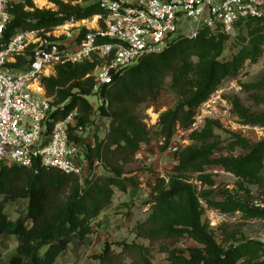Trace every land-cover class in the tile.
I'll list each match as a JSON object with an SVG mask.
<instances>
[{
	"label": "trees",
	"instance_id": "trees-1",
	"mask_svg": "<svg viewBox=\"0 0 264 264\" xmlns=\"http://www.w3.org/2000/svg\"><path fill=\"white\" fill-rule=\"evenodd\" d=\"M65 1L68 5L56 1L63 13L35 9L31 0L15 6L5 38L19 31H50L72 19L87 20L102 12L96 0ZM79 1L92 3L85 8L73 5ZM26 8L34 10L26 11ZM245 25L248 38L240 37L242 46L232 59L224 57L228 36L214 35L205 29L197 38L179 37L163 51L145 56L112 85L103 88L100 97L104 103L98 112L107 119L108 126L105 136L97 137L94 147L87 148L90 161H101V170L92 180L81 185L78 177L55 169L35 170L0 162V241L16 237L19 242L8 264H56L74 241L85 242L95 234L94 224L113 204L115 194L135 193L139 189L138 175L143 169L138 166L137 155L142 146L163 140L162 149L167 150L178 128L191 129L197 109L225 81L236 78L247 61L259 59L264 46V17L242 20L236 31L240 32ZM26 63L21 58L18 67L24 68ZM93 68L89 64L59 66L56 77L43 80L47 94L56 99L54 104L63 105L55 111V119L65 120L74 111L78 112L76 127L71 128L73 142L81 140L76 129L88 130L92 125L95 111L87 98L92 95L94 82L84 78ZM168 78H172L171 88L180 100L150 128L138 115V108L156 102ZM245 122L264 126V116L253 115ZM214 125L207 121L201 132L190 136L194 144L175 154L176 176L168 181L157 178L151 213L136 226V237L150 244L181 238L195 242V247L184 250L164 249L169 254V264H264V243L248 241L222 247L203 224L204 209L196 188L189 183L190 175L197 174L203 185L212 186L214 180L207 174L210 167H223L247 182H261L264 172V140L251 144L237 137L231 146L241 147L247 151L245 155L216 157L221 143L214 134ZM263 193L264 189L259 194ZM202 196L209 207L222 213L243 211L247 217L264 219V211L251 208L252 195L247 204L231 195L221 202L212 200L211 193ZM18 200L28 201L27 213L11 221L5 207ZM120 246L122 252L118 255L112 245L106 244L102 253L94 256L97 264H124L121 260L124 257L132 260L130 264H153L139 245L121 243ZM2 259L0 248V264H4Z\"/></svg>",
	"mask_w": 264,
	"mask_h": 264
},
{
	"label": "built area",
	"instance_id": "built-area-1",
	"mask_svg": "<svg viewBox=\"0 0 264 264\" xmlns=\"http://www.w3.org/2000/svg\"><path fill=\"white\" fill-rule=\"evenodd\" d=\"M26 0H0V162L28 169H55L79 178L83 185L101 170V161H90L87 130L76 129L81 138L71 141L78 112L57 120V110L47 96L43 80L57 76V68L99 62L94 93L112 85L145 56L159 53L179 37L197 38L205 29L228 37L236 35L242 20L264 17V0H96L100 15L96 27L90 21H68L50 31H19L6 39L15 6ZM36 4L35 0H31ZM27 63L18 67L19 59ZM38 84L45 93L37 92ZM195 119L192 129H197ZM185 147L175 136L168 152ZM158 177L153 175L151 192ZM251 208L264 211V193L253 195Z\"/></svg>",
	"mask_w": 264,
	"mask_h": 264
},
{
	"label": "rangeland",
	"instance_id": "rangeland-1",
	"mask_svg": "<svg viewBox=\"0 0 264 264\" xmlns=\"http://www.w3.org/2000/svg\"><path fill=\"white\" fill-rule=\"evenodd\" d=\"M56 1L58 0H46L48 5L42 8L33 4L35 9L41 11L60 12L62 11L61 7ZM62 1L65 5H68L67 1ZM91 3L92 1H79L74 2L73 5L85 8ZM25 10L33 11L34 9L26 8ZM94 17L87 19L90 21L89 26L96 21ZM87 20L75 21L81 23ZM63 27L65 29L60 30V33L69 29L70 25L65 23ZM240 37L248 38L246 25L236 35L228 37L224 57L232 59L238 53L242 46ZM262 49L263 52L256 62L247 61L236 78L225 81L211 99L197 109L195 117L199 122L197 129L184 130L178 128L175 134L178 142H184L185 147L193 145L190 136L195 132H201L207 121L215 123L213 126L214 134L221 143L220 149L215 154L216 157L222 155L237 158L245 155L247 151L241 147L232 148L231 146L237 137L251 144L264 140V126L245 122V119L253 117V115L264 116V46ZM82 64L94 65L93 70L84 78V80L92 79L94 82L93 74L100 65L99 62ZM171 84L172 78H168L157 101H151L138 108V115L150 128H154L161 114L174 109L180 100L179 94L171 88ZM71 85L72 83L65 88H69ZM48 97L52 99L53 105H55V97L49 95ZM87 99L95 112L92 116V125L85 133V139L92 142L97 137L101 138L105 135L108 121L99 115L98 109L104 103V100L100 95L94 93V86L92 95ZM54 107L59 109L63 105L59 104ZM163 147V140H154L147 146H142L141 151L138 153V155L143 154L140 161L138 160V166L143 169L138 175L139 189L135 193L128 194L117 192L119 198H114L113 204L95 222V234L85 242L74 241L68 252L60 258L57 264H97L98 261L94 256L102 253L106 244L112 245V250L119 255L122 252L121 243L139 245L145 250V255L153 264H169V254L164 252V249L184 250L196 246L195 242L188 238L150 244L148 241L136 237V226L145 222L151 213L154 190L151 192L152 180L149 178L153 175L155 178H166L168 181L169 177L177 175L175 171L178 164L176 155L168 152V150H163ZM207 174L212 176L214 185H203L198 180L199 175L197 174L190 175L189 183L196 188L204 209L203 224L208 227L218 244L222 247H228L248 241L264 243V219L247 217L243 211L222 213L209 207L202 196L204 193H211L212 200L221 202L226 199L227 195H231L247 204L250 195H258L264 189V172L260 177L261 182H247L227 172L223 167H210ZM27 205V200L12 202L6 205L5 213L11 221H16L26 215ZM111 218L115 219L114 223H111ZM18 245L19 242L16 237L1 239L0 248L4 264H8L16 254ZM121 260L124 264L132 263L129 257H124Z\"/></svg>",
	"mask_w": 264,
	"mask_h": 264
},
{
	"label": "bare ground",
	"instance_id": "bare-ground-1",
	"mask_svg": "<svg viewBox=\"0 0 264 264\" xmlns=\"http://www.w3.org/2000/svg\"><path fill=\"white\" fill-rule=\"evenodd\" d=\"M36 3H37V5L39 6V7H45V6H47L48 5V3L46 2V0H36ZM96 20V19H95ZM96 21H94V23H92L90 26H91V28H94V27H96ZM64 29V28H63ZM34 89L37 91V92H39V93H42V94H44L45 93V90L41 87V86H39L38 84H36L35 85V87H34Z\"/></svg>",
	"mask_w": 264,
	"mask_h": 264
},
{
	"label": "crops",
	"instance_id": "crops-1",
	"mask_svg": "<svg viewBox=\"0 0 264 264\" xmlns=\"http://www.w3.org/2000/svg\"><path fill=\"white\" fill-rule=\"evenodd\" d=\"M35 2H36V0H35ZM36 5H37V3H36ZM88 25H89V24H88ZM89 27H90V26H89ZM64 29H65V28H64ZM104 136H105V135H104ZM104 136H103V137H104ZM92 141H95V140H92ZM144 146H147V145H144ZM143 148H144V147H143ZM142 156H143L142 153L139 154V155H137V160L140 161V158H142ZM116 197L119 198V194L116 193L115 196H114V198H116ZM111 219H112L111 223H114V222H115V219H114V218H111ZM116 220H118V219H116ZM108 225H109V224H108ZM59 260H60V259H59ZM59 260H58V261H59ZM58 261H57V263H58ZM57 263H56V264H57Z\"/></svg>",
	"mask_w": 264,
	"mask_h": 264
}]
</instances>
